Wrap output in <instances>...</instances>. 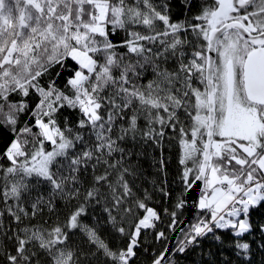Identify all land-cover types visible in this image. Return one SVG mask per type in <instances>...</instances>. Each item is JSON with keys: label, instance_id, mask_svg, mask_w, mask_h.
Returning a JSON list of instances; mask_svg holds the SVG:
<instances>
[{"label": "snow or ice", "instance_id": "snow-or-ice-1", "mask_svg": "<svg viewBox=\"0 0 264 264\" xmlns=\"http://www.w3.org/2000/svg\"><path fill=\"white\" fill-rule=\"evenodd\" d=\"M0 264H264V0H0Z\"/></svg>", "mask_w": 264, "mask_h": 264}, {"label": "water", "instance_id": "water-1", "mask_svg": "<svg viewBox=\"0 0 264 264\" xmlns=\"http://www.w3.org/2000/svg\"><path fill=\"white\" fill-rule=\"evenodd\" d=\"M189 203H190V205L194 204V200L190 199ZM194 215H195V209L193 208L192 209V214L188 216V219L191 220L194 217ZM184 226L186 227V224Z\"/></svg>", "mask_w": 264, "mask_h": 264}, {"label": "rangeland", "instance_id": "rangeland-1", "mask_svg": "<svg viewBox=\"0 0 264 264\" xmlns=\"http://www.w3.org/2000/svg\"><path fill=\"white\" fill-rule=\"evenodd\" d=\"M195 216V215H194ZM193 219V218H192ZM174 242V241H173Z\"/></svg>", "mask_w": 264, "mask_h": 264}, {"label": "trees", "instance_id": "trees-1", "mask_svg": "<svg viewBox=\"0 0 264 264\" xmlns=\"http://www.w3.org/2000/svg\"><path fill=\"white\" fill-rule=\"evenodd\" d=\"M194 218V217H193Z\"/></svg>", "mask_w": 264, "mask_h": 264}]
</instances>
